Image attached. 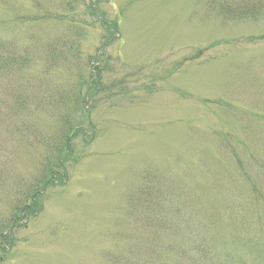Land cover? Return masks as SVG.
<instances>
[{
  "label": "rangeland",
  "instance_id": "rangeland-1",
  "mask_svg": "<svg viewBox=\"0 0 264 264\" xmlns=\"http://www.w3.org/2000/svg\"><path fill=\"white\" fill-rule=\"evenodd\" d=\"M215 1L0 0V229L85 129L0 264H264V0Z\"/></svg>",
  "mask_w": 264,
  "mask_h": 264
},
{
  "label": "trees",
  "instance_id": "trees-1",
  "mask_svg": "<svg viewBox=\"0 0 264 264\" xmlns=\"http://www.w3.org/2000/svg\"><path fill=\"white\" fill-rule=\"evenodd\" d=\"M215 3H218L221 6L220 2H218L217 0L215 1ZM226 5L229 6L228 4ZM225 8L227 10L230 9L227 7ZM247 8L248 6H242V11L249 12L250 10L248 11ZM255 12L256 10H253V14ZM112 26L115 27V23H112ZM11 65H12V60L11 57L9 56L8 51L3 45L0 44V73L9 69ZM78 98L80 101L81 99H83V101L85 100L83 95H79ZM79 133L85 135V129H83L80 125L76 126V128L70 126V128H67V130L65 129L62 134H58L56 137H54V141H53L54 147L51 148L50 156L45 154H42L40 156L39 153V159H40L39 163H40L41 171L37 179L34 181L35 183L29 184L28 188H26L25 196L27 199L21 202L16 208L13 209L11 215L9 216V220L7 221L8 225L7 228L5 227V231L3 229H0L1 249L4 250V248L11 245V241H12L11 231L13 227L17 226V224L21 219H23V217L24 218L25 216L35 217L38 213L41 212L43 206L42 195L46 188L45 186L53 185L55 184V182L57 181L59 182L61 181V179H63V175L65 174V168L67 167L68 164L71 165L74 161L75 150L73 146V141H74L73 138ZM2 154L3 152L0 149V162L3 159ZM1 177H2V169L0 167V178ZM153 191L154 190L150 184H147L143 189H141L142 192L141 207L144 210V212L147 213V214L144 213L143 222L145 227L151 226V223L153 222H155L154 224H156L159 228H160V224H164L163 228L165 229L166 228L165 224H168L167 219H165L162 216L165 219V221L162 222L159 220H153L151 218L152 217L151 213L153 209H156L158 206H161L162 204L160 202V200L162 199L159 198V195L155 194ZM159 228L157 229V231L159 230ZM163 231L166 232L165 230ZM176 233H177L176 231H173L171 232V235L174 236L176 235ZM210 246L213 245L211 243H206V249L205 251H203V255L206 258L214 256Z\"/></svg>",
  "mask_w": 264,
  "mask_h": 264
}]
</instances>
